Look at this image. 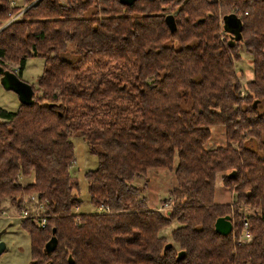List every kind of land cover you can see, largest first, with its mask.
Masks as SVG:
<instances>
[{
	"label": "trees",
	"instance_id": "obj_1",
	"mask_svg": "<svg viewBox=\"0 0 264 264\" xmlns=\"http://www.w3.org/2000/svg\"><path fill=\"white\" fill-rule=\"evenodd\" d=\"M24 1L20 18L0 31V67L16 66L21 79L27 61L38 58L45 71L33 106L15 113L0 107V213L9 200L20 209L27 195L43 203L45 228L39 220L20 222L32 258L264 264V0ZM234 8L242 40L221 41L223 17ZM22 9L0 0V28ZM167 15L177 30L170 31ZM242 52L254 72L243 96L235 71ZM69 53L76 58L66 60ZM222 126L226 143L208 149L213 129ZM78 134L98 160L84 177L90 205L109 207L110 215L74 216L82 200L69 169L76 162L70 138ZM158 168L173 171L177 182L167 216L150 209L148 181L136 185ZM218 175L235 203H213ZM21 178L33 179L23 185ZM243 205L261 210L251 220L248 246L214 229L227 215L239 234ZM173 222L182 226L167 242L160 230ZM53 237L48 255L44 248ZM169 243L173 248L164 252Z\"/></svg>",
	"mask_w": 264,
	"mask_h": 264
},
{
	"label": "rangeland",
	"instance_id": "obj_2",
	"mask_svg": "<svg viewBox=\"0 0 264 264\" xmlns=\"http://www.w3.org/2000/svg\"><path fill=\"white\" fill-rule=\"evenodd\" d=\"M12 4L13 8H20L24 7L21 10L20 14L17 17L8 20L7 22L3 23V28H0V31L6 28L9 22H13L14 20L20 18L22 12L26 10L25 8V1L24 0H9ZM40 0H33V4H37ZM65 1V0H63ZM28 8V7H27ZM236 8V7H235ZM234 8V9H235ZM234 13H238L237 9L233 11ZM6 25V26H5ZM223 21L221 23L220 31L223 29ZM229 37L228 34H226ZM224 34L222 35V37ZM222 41V40H221ZM69 52H74L73 48L69 46ZM242 59L239 62H236L235 71L238 73L239 82L242 84V92L240 93L242 96L247 93L248 87L247 82L253 80V70H252V59L249 57L246 52H242L240 54ZM66 60H74L73 53H69L65 56ZM10 69L18 71L16 66L9 64ZM25 69L22 75V81H26V83L32 85L33 90H36L38 87V78L44 73L45 65L43 59H31L27 61L25 65ZM12 68V69H11ZM13 72V71H12ZM16 73V72H15ZM4 87L1 84L0 80V107L4 110L9 112L13 111L14 113L17 112L20 103L18 96L13 93V91H5ZM214 133L212 135L213 138L209 140L208 149H214L218 145L226 143L224 133L225 127H217L213 129ZM83 137L80 134L75 135L74 137L70 138V141L74 143V156H76V162L70 167V172L73 177H76L78 181L81 183L79 195L82 203L79 209L73 211L78 216L88 215V214H97V208L94 206L92 207L90 204V195H88V182L85 181L84 177L85 174L93 169L96 170V165L98 164L97 157L94 155H89L88 153V146L86 142L83 141ZM173 171L169 172L164 169L158 168V170H150L148 171L147 175H145L144 180H138L136 182L137 186H144L145 182L148 181L149 186L145 191L144 197L147 199V203L151 210L153 211H160L164 216H167L169 211L172 209L168 205H166V201L169 200V191L173 187H177L176 178L173 176ZM217 184L215 186V197L212 199L213 203L220 204V205H229L235 203L237 197L234 192H231L230 189L224 186V182L221 175L217 176ZM33 179V178H32ZM32 179H23L21 178L20 183L26 185L27 182L31 183ZM43 203L39 202L38 197L33 194L29 197V195L23 197L22 206L20 209H17L12 202L7 201L2 206V212L0 213V231L3 229L5 232L2 235L4 241L6 243V250L7 252L2 255L0 258V264H28L30 258V237L25 233V231L20 227V220L23 218H28V216H32V219H35L33 216H38L43 214L46 215V211L43 209ZM253 208V206H239L238 212L240 211L244 215H247L245 211L247 209ZM260 211H256V215L253 218L260 217ZM112 213V212H111ZM110 215V214H109ZM233 215V214H232ZM241 216V215H240ZM234 221V220H233ZM37 223V222H36ZM182 225L178 222H173L172 225L165 229L160 230L159 236L162 238L167 239V242L173 240L172 233L173 229L181 227ZM234 226V225H233Z\"/></svg>",
	"mask_w": 264,
	"mask_h": 264
},
{
	"label": "water",
	"instance_id": "obj_3",
	"mask_svg": "<svg viewBox=\"0 0 264 264\" xmlns=\"http://www.w3.org/2000/svg\"><path fill=\"white\" fill-rule=\"evenodd\" d=\"M138 0H121L123 4H128V6H132L135 4V2ZM165 20L167 21L168 27L171 32L177 30V24L174 20L173 15H167L165 17ZM223 23H224V31L230 34L235 42H239L242 40V28L243 23L240 18H237V16L233 15L231 13L228 16L223 17ZM0 80L1 84L4 87L3 89L5 91H13L18 98L20 105H27V107L33 106L34 100H35V92L33 90V86L26 83V81H22L19 79L15 72H12V70H6L3 67H0ZM258 103V102H257ZM258 105V104H256ZM231 177H235L234 173H232ZM233 221L232 217L225 215V217L220 218L217 220L216 224L214 225V229H216V233H218L221 236L226 237L227 235H231L233 232ZM55 231V230H54ZM54 231L52 234H54ZM263 249H264V237H263ZM57 243V238L53 237L46 245L45 249L48 255H50ZM173 248V244H168L164 252H167L168 250ZM6 249V243L5 241L0 242V256L3 255L4 250ZM264 253V250H263ZM184 252L178 253V260H181L183 258Z\"/></svg>",
	"mask_w": 264,
	"mask_h": 264
},
{
	"label": "built area",
	"instance_id": "obj_4",
	"mask_svg": "<svg viewBox=\"0 0 264 264\" xmlns=\"http://www.w3.org/2000/svg\"><path fill=\"white\" fill-rule=\"evenodd\" d=\"M237 11H238V9H237ZM233 15H237V13H234L233 12ZM223 30L221 31L222 32V35L224 34V36L222 37L221 36V40L222 41H225L226 40V37H227V32H225L224 31V25H223V28H222ZM97 214L98 215H107V214H111V210H110V208L109 207H105V206H99L98 208H97ZM256 211H259V209H257V210H254L253 208H249V209H247V211H245V213L247 214V215H244L243 213H241L240 211H239V214L241 215L240 217H241V231H240V233L239 234H235V233H233V238H232V240H233V242L236 244V245H242V246H248V245H251L252 243H253V241H252V239H253V237H254V234H253V232H252V228H251V225H252V223H251V220H252V218H253V216H255L256 214ZM75 215L74 216H78L76 213H74ZM29 217H30V219H32V216H30L29 215ZM35 219H37V220H39L40 221V223H41V225H43L44 227L46 226V216H44L43 214H41V216L40 215H38V216H33ZM77 223H79V221H78V218H77Z\"/></svg>",
	"mask_w": 264,
	"mask_h": 264
},
{
	"label": "flooded vegetation",
	"instance_id": "obj_5",
	"mask_svg": "<svg viewBox=\"0 0 264 264\" xmlns=\"http://www.w3.org/2000/svg\"><path fill=\"white\" fill-rule=\"evenodd\" d=\"M28 218H30L29 216H28ZM28 218H23V220H25V219H28ZM22 220H20V222H21ZM44 227V226H43ZM46 227V226H45ZM44 227V228H45ZM5 231L2 229L1 231H0V242H3L4 241V238H2V235H3V233H4ZM7 248V247H6ZM45 249V248H44ZM7 252V250L5 249L4 250V253H6ZM45 252H46V249H45ZM3 253V254H4ZM47 253V252H46ZM31 254V253H30ZM2 257V255L0 256V258ZM50 258H48V257H43V258H39V260H36V259H33L32 258V256L30 255V258H29V261L27 262L28 264H50ZM71 260V258L69 257L68 258V260L67 261H70Z\"/></svg>",
	"mask_w": 264,
	"mask_h": 264
},
{
	"label": "crops",
	"instance_id": "obj_6",
	"mask_svg": "<svg viewBox=\"0 0 264 264\" xmlns=\"http://www.w3.org/2000/svg\"><path fill=\"white\" fill-rule=\"evenodd\" d=\"M210 3H212V2H217L218 0H208ZM253 75H254V73H253Z\"/></svg>",
	"mask_w": 264,
	"mask_h": 264
}]
</instances>
